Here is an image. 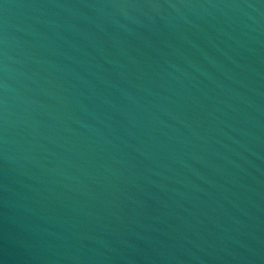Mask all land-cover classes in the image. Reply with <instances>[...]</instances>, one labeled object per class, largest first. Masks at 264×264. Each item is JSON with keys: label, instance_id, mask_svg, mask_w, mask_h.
Segmentation results:
<instances>
[{"label": "water", "instance_id": "obj_1", "mask_svg": "<svg viewBox=\"0 0 264 264\" xmlns=\"http://www.w3.org/2000/svg\"><path fill=\"white\" fill-rule=\"evenodd\" d=\"M0 264H264V0H0Z\"/></svg>", "mask_w": 264, "mask_h": 264}]
</instances>
